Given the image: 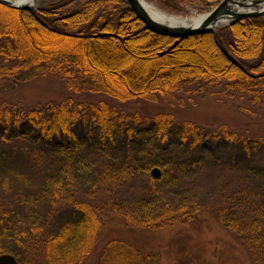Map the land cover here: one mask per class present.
I'll list each match as a JSON object with an SVG mask.
<instances>
[{
  "label": "trees",
  "instance_id": "trees-1",
  "mask_svg": "<svg viewBox=\"0 0 264 264\" xmlns=\"http://www.w3.org/2000/svg\"><path fill=\"white\" fill-rule=\"evenodd\" d=\"M156 1L174 13L194 4L208 11L220 2ZM217 33L177 41L155 35L125 0H58L38 11L0 4V78L37 76L51 67L68 76L78 70L87 74L90 92L122 102L151 100L197 80H235L243 92L264 88V14ZM218 37L242 68L222 54ZM87 115L95 127L90 136L78 129ZM202 136L199 126L177 124L171 113L142 118L102 101L87 107L66 98L42 110L0 102V189L18 191L16 213L0 214V253L40 256L37 264H83L95 253L109 215L122 217L128 228L151 230L192 221L191 213L172 209L165 199L203 167L209 146L200 145ZM214 136L238 144L244 160L264 146L226 129ZM17 143L33 151L15 152L11 145L17 149ZM182 145L190 155L180 152ZM154 167L160 178L150 175ZM244 171L264 181L263 166L249 163ZM136 183L143 188L123 201L119 191ZM101 191L110 198L98 197ZM252 213L241 222L221 212L220 223L256 256L264 254V193ZM99 252L96 264H150L124 238L106 240Z\"/></svg>",
  "mask_w": 264,
  "mask_h": 264
},
{
  "label": "rangeland",
  "instance_id": "rangeland-1",
  "mask_svg": "<svg viewBox=\"0 0 264 264\" xmlns=\"http://www.w3.org/2000/svg\"><path fill=\"white\" fill-rule=\"evenodd\" d=\"M144 1L157 11L185 19L208 13L196 4L174 13L161 7L156 0ZM55 2L58 0H44L37 8L30 10L38 11ZM10 63L12 61L8 63L12 66ZM0 65H3L1 56ZM86 75L78 70L71 76L60 75L56 68L51 67L37 76L25 77L19 73L14 79L3 77L0 78V102L24 109L42 110L47 103L69 98L87 107L95 102H106L119 111L142 118H149L159 112L171 113L177 124L190 121L203 130L200 145L209 146V153L204 158L203 167L197 169L191 180L184 182L182 188L166 193L165 201L174 205L172 209L178 207L176 209L184 213H191L192 221L185 224L176 221L170 227L151 230L128 228L122 217L109 215L95 253L83 264H96L101 246L114 236L134 243L149 256L150 264H264V254L254 256L240 236L220 223L221 212L226 220L234 218L245 222L249 221L252 212L258 207L264 193V181L257 180L244 169L249 163L264 167V146L250 152L244 160L237 155L238 144H224L214 136L226 129L231 133H240L245 139L264 142V88L256 87L243 92L235 80H197L183 82L169 94H158L151 100L122 102L101 93L90 92ZM92 123L89 115L80 121V134L90 136L89 132L95 128ZM16 146L18 150L11 145L15 152L33 151V148L23 143H17ZM182 151L190 155L184 145L180 149ZM89 187L84 193L88 192ZM141 188L139 183L131 190L123 187L119 191L120 197L124 201ZM17 192V189L11 193L0 189V214L4 211L10 215L16 213ZM99 196L110 198L102 191ZM21 255L14 254V257L19 263L26 261L25 264H37L35 262L40 258L28 257L24 252Z\"/></svg>",
  "mask_w": 264,
  "mask_h": 264
},
{
  "label": "water",
  "instance_id": "water-1",
  "mask_svg": "<svg viewBox=\"0 0 264 264\" xmlns=\"http://www.w3.org/2000/svg\"><path fill=\"white\" fill-rule=\"evenodd\" d=\"M128 7L132 10L141 23L144 29H148L155 35L169 36L174 40L186 38L190 35L209 34L213 33L218 36L220 27L230 25L240 18L251 16H262L264 14V0H220L218 5L208 10V13L201 14L197 24L195 23H164L153 17L146 8L141 5L139 0H125ZM0 4L12 9H33L21 3H14L12 0H0ZM218 44L220 51L228 59L230 63L235 64L239 68L242 65L236 60L235 56L231 54L226 45L218 37ZM150 175L154 178H160V169L154 167L151 169ZM0 264H19L17 259L9 253L0 254Z\"/></svg>",
  "mask_w": 264,
  "mask_h": 264
},
{
  "label": "bare ground",
  "instance_id": "bare-ground-1",
  "mask_svg": "<svg viewBox=\"0 0 264 264\" xmlns=\"http://www.w3.org/2000/svg\"><path fill=\"white\" fill-rule=\"evenodd\" d=\"M14 3H21L24 4L26 6H30L32 8H37L38 5L41 4L42 1L44 0H12ZM139 2L141 3V5H143L146 10L154 17H156L157 19H159L161 22L164 23H172V24H177V23H183L186 19L183 17H179V16H173V15H169V14H164L160 11H157L156 9H154L153 7H151L149 4H147L144 0H139ZM201 14L196 15L195 17H187L186 20V24L187 23H195L197 24L198 19L200 18Z\"/></svg>",
  "mask_w": 264,
  "mask_h": 264
}]
</instances>
